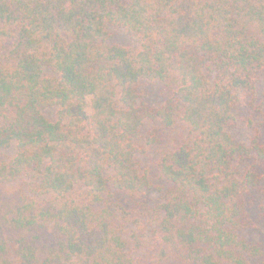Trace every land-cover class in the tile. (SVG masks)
I'll return each instance as SVG.
<instances>
[{"label":"trees","instance_id":"trees-1","mask_svg":"<svg viewBox=\"0 0 264 264\" xmlns=\"http://www.w3.org/2000/svg\"><path fill=\"white\" fill-rule=\"evenodd\" d=\"M258 194L264 0H0V264H264Z\"/></svg>","mask_w":264,"mask_h":264},{"label":"rangeland","instance_id":"rangeland-1","mask_svg":"<svg viewBox=\"0 0 264 264\" xmlns=\"http://www.w3.org/2000/svg\"><path fill=\"white\" fill-rule=\"evenodd\" d=\"M114 36H115V43H118L120 45H124L127 47L135 48V44L130 40V38L126 35L124 31L121 30H113ZM146 92H147V99L149 100L150 104L153 106L160 105L161 102L164 100V88L161 84H147L145 86ZM47 115L51 119H55L56 113L54 110L50 109L47 111ZM260 118V117H259ZM246 122L243 123V135L250 136V134L253 133L252 130H248L246 128ZM156 150H152L148 155H146L143 160V168L148 169L150 171V174L152 176V180L156 185H162L163 182L160 180V177L158 176V171L155 166V158L156 156ZM153 197H156L155 195H152ZM257 205H255L254 209L252 210L256 223L257 228L256 230L252 231L249 234V238L257 245H260L262 249L264 250V194L260 196L259 194L256 195Z\"/></svg>","mask_w":264,"mask_h":264}]
</instances>
